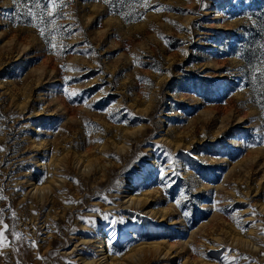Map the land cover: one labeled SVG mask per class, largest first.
<instances>
[{"label":"rangeland","instance_id":"1","mask_svg":"<svg viewBox=\"0 0 264 264\" xmlns=\"http://www.w3.org/2000/svg\"><path fill=\"white\" fill-rule=\"evenodd\" d=\"M40 2L0 0V264H264V0Z\"/></svg>","mask_w":264,"mask_h":264},{"label":"snow or ice","instance_id":"2","mask_svg":"<svg viewBox=\"0 0 264 264\" xmlns=\"http://www.w3.org/2000/svg\"><path fill=\"white\" fill-rule=\"evenodd\" d=\"M105 2L107 3L108 0H105ZM143 2V6L145 8V11L151 9L153 11H160L161 9L156 6V5H151L148 3V0H142ZM36 6L40 7L41 6V2L40 0H36ZM66 3L65 0H47V11L46 14L51 17L54 15V12L61 8V7H65ZM27 15H29L30 17H32L34 23H33V27H37L38 25L35 23V21L37 20V14L31 9V7L28 8V12ZM45 34V30L43 28L40 29V35L43 37ZM50 51L52 49H49ZM261 63L264 64V58H262ZM258 71H260L262 74H264V68L258 69ZM173 175H175L176 173L173 170ZM159 175H160V179L162 182V187H166L167 184L164 183V181L167 180L168 178V172L167 169H165L164 167H161V169L159 170ZM168 183H171V181H168ZM110 203V202H109ZM91 211L96 212L98 211L97 209H91ZM185 215H187L188 213H184ZM106 219L108 218L107 216L105 217ZM85 219V218H82ZM85 222L89 223L90 225H94L93 221L90 220H85ZM113 224L119 223V224H123L124 220L120 219L119 221H113ZM249 226H252L251 224ZM242 230H246V229H242ZM8 232V225L7 224H3L2 226H0V251L3 250L4 247H6L7 245L5 244V241L7 240V235L6 233ZM262 234H264V232H262ZM14 237H18V234L13 233ZM113 238H115V234H113ZM10 243V241H9ZM33 246H35V242H33ZM234 251V250H233ZM237 257H233V260H235ZM245 259H251L248 257H245Z\"/></svg>","mask_w":264,"mask_h":264},{"label":"bare ground","instance_id":"3","mask_svg":"<svg viewBox=\"0 0 264 264\" xmlns=\"http://www.w3.org/2000/svg\"><path fill=\"white\" fill-rule=\"evenodd\" d=\"M100 239L102 240V236L100 237ZM101 242V241H100ZM153 250L155 249V250H157L158 249V246H155V245H153ZM151 250V249H150ZM159 253H161V252H159ZM163 255H165L164 253H163ZM110 259V258H109ZM113 261V260H112ZM114 262V261H113ZM111 264V263H110Z\"/></svg>","mask_w":264,"mask_h":264}]
</instances>
